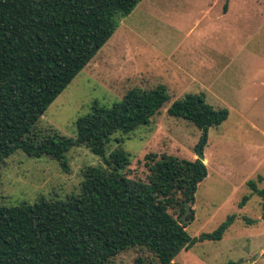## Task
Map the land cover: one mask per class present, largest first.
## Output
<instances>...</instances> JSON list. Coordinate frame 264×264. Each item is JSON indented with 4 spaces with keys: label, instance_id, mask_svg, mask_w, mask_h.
Masks as SVG:
<instances>
[{
    "label": "trees",
    "instance_id": "obj_1",
    "mask_svg": "<svg viewBox=\"0 0 264 264\" xmlns=\"http://www.w3.org/2000/svg\"><path fill=\"white\" fill-rule=\"evenodd\" d=\"M141 1L0 0V168L19 150L56 160L66 171L73 147L85 146L102 161L84 168L79 192L64 199L0 203V264H112L133 248L145 252L136 264H178L173 260L183 249L221 240L236 220L231 214L212 232L188 233L196 192L208 176L199 158L151 152L144 157L145 178L130 175L132 155L121 144L170 101L162 83L134 87L112 105L95 100L76 120L75 137L40 123ZM168 114L188 120L206 137L229 110L215 108L200 92L174 100ZM113 140L119 146L109 151ZM258 182L264 175L248 180L251 193L239 207L257 194L264 218V187Z\"/></svg>",
    "mask_w": 264,
    "mask_h": 264
},
{
    "label": "rangeland",
    "instance_id": "obj_2",
    "mask_svg": "<svg viewBox=\"0 0 264 264\" xmlns=\"http://www.w3.org/2000/svg\"><path fill=\"white\" fill-rule=\"evenodd\" d=\"M167 86L170 101L151 123L129 134L121 146L132 155L129 172L145 178L151 152L195 159L203 131L168 114L187 93L204 92L229 117L210 127L203 146L208 176L195 195L192 237L214 231L228 215L236 220L219 241L197 242L173 260L178 264H264L262 198L248 180L264 175V0H142L88 65L49 106L41 125L75 137V122L94 101L112 105L134 88ZM121 136L116 134L115 137ZM119 144L112 141L109 151ZM69 171L47 156L17 151L0 168V203L64 199L79 192L83 169L101 159L85 146L67 154ZM264 187V182H258ZM145 252L133 248L112 264H136Z\"/></svg>",
    "mask_w": 264,
    "mask_h": 264
},
{
    "label": "water",
    "instance_id": "obj_3",
    "mask_svg": "<svg viewBox=\"0 0 264 264\" xmlns=\"http://www.w3.org/2000/svg\"><path fill=\"white\" fill-rule=\"evenodd\" d=\"M206 137L204 138V141H205ZM204 141L199 145L198 147V157L199 159H201L202 161L205 160V156L203 155V149H202V145L204 144Z\"/></svg>",
    "mask_w": 264,
    "mask_h": 264
}]
</instances>
